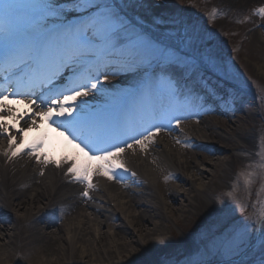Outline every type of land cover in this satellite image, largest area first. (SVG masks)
Masks as SVG:
<instances>
[{
  "label": "snow or ice",
  "instance_id": "snow-or-ice-1",
  "mask_svg": "<svg viewBox=\"0 0 264 264\" xmlns=\"http://www.w3.org/2000/svg\"><path fill=\"white\" fill-rule=\"evenodd\" d=\"M132 8V0H0V139L7 140L5 157L21 156L23 133L43 120L62 129L69 143L75 142L90 161L97 162V175L117 182L125 174L135 178L128 154L147 153L161 133L180 128L187 117L176 112L203 107L201 100L224 101L215 87L211 92L204 88L203 97L188 89V82L204 65L190 58L187 31H153L136 19ZM255 14L264 19V7ZM210 18L215 19V14ZM121 73L136 77V84L118 96L125 115L107 120L90 116L86 98L105 91L102 86L109 76ZM10 99L26 103L30 111L17 115L5 103ZM7 117L23 122L15 130L20 134L19 147L17 136L8 134L13 130L6 124ZM43 142L39 138L27 146L29 157L42 166L60 167L40 156ZM176 143L188 149L200 147L191 141L177 139ZM259 167L264 169V156ZM92 173L90 164L72 162L64 174L83 186L81 195L87 199L95 187ZM249 184L246 179L245 185ZM227 195L232 198L231 192ZM246 220L249 223L206 235L182 264H264V208L254 221L255 229L253 218ZM254 230L261 234L258 250L252 240Z\"/></svg>",
  "mask_w": 264,
  "mask_h": 264
},
{
  "label": "bare ground",
  "instance_id": "bare-ground-1",
  "mask_svg": "<svg viewBox=\"0 0 264 264\" xmlns=\"http://www.w3.org/2000/svg\"><path fill=\"white\" fill-rule=\"evenodd\" d=\"M245 1L218 0V3L237 8ZM256 70L264 76V64H257ZM205 82L203 86L204 83H198L195 78L188 82V89L200 92L201 97L204 88L208 92L213 87L219 93L223 91V84L216 79L208 78ZM135 84L136 77L131 74L109 76L102 86L105 91L86 98L89 107L98 109V103H105L101 96H109L113 90L122 93ZM192 95L195 98V93ZM220 95L224 96L228 106L218 105L216 99L198 101L203 107L194 106L179 114L187 117L180 128L171 134L161 133L147 153L128 154V166L137 176L132 178L125 174L119 182L97 175V162L90 161L75 142L69 143L70 138L62 133V129L43 120L37 128L23 133L24 148L18 158L9 160L3 155L7 140L0 139V262L15 247L34 252L46 248L48 264L154 262L156 252L144 243L155 244L167 239L164 223L172 222L179 215L185 221L211 215L215 196L222 187L220 182L225 185L239 173L238 185L241 187L252 177L247 170L239 171L237 167L240 162H248L255 149L256 136L243 127L245 119L251 115L245 112L250 101L232 95L231 91L226 96ZM5 103L15 109L17 115L30 111L24 102L10 99ZM192 118L199 123L190 122ZM6 124L13 130L8 134L17 136L19 147L20 134L15 130L23 127V122L7 117ZM39 138L44 141L38 149L40 156L46 155L49 160L60 163V167L55 163L42 166L29 157L27 146ZM177 139L191 141L200 147H181L176 143ZM222 155H225L224 159H221ZM65 159L68 164L64 163ZM72 162L77 166H92L91 181L95 187L90 191V198L81 195L82 185L64 174ZM41 167L43 176L40 175ZM250 168L254 171L256 167L247 169ZM216 169L221 173L217 175ZM168 176L172 178L166 181ZM167 182L176 184L168 187ZM205 226V232L212 227ZM214 230L217 233L222 229Z\"/></svg>",
  "mask_w": 264,
  "mask_h": 264
},
{
  "label": "rangeland",
  "instance_id": "rangeland-1",
  "mask_svg": "<svg viewBox=\"0 0 264 264\" xmlns=\"http://www.w3.org/2000/svg\"><path fill=\"white\" fill-rule=\"evenodd\" d=\"M132 3V13L136 19L153 31L175 33L177 28L181 34L187 31L186 42L191 40L187 48L189 56L204 65L196 77L198 83H205L208 78L216 79L226 88L232 89L237 97H245L250 101L245 112L251 115L245 119L243 127L256 136L255 149L249 161L240 162L237 167L239 171L252 173L251 184L239 187V173L225 185L219 181L222 187L215 196L216 204L211 215L186 221L181 215L176 216L172 222L164 223L167 239L155 244L144 243L157 254L153 264H182L189 253H194L200 247L201 240L214 233L216 228L249 223L246 218L251 216V228L255 229L254 221L264 208V174H260L264 169L259 167L264 156V76L256 70L257 64H264V19L255 14L260 7H264V0H246L237 8L222 6L218 0H132ZM213 13L215 19L210 18ZM201 76L203 79H200ZM230 83H234L238 89H233ZM118 94L115 90L109 92L110 97ZM196 121L190 119L192 123ZM249 165L256 167L254 171L247 169ZM215 171L217 175L221 173L220 169ZM174 184L167 182L166 185L173 187ZM229 192L232 193L231 199L227 195ZM205 225L212 226L213 232L211 229L205 232ZM260 235L258 230L252 231L256 250L259 248ZM14 249L2 257L0 264H48L44 251L46 248L38 252L25 247ZM143 254L144 251L141 256Z\"/></svg>",
  "mask_w": 264,
  "mask_h": 264
}]
</instances>
